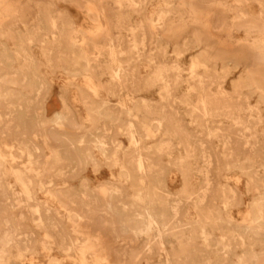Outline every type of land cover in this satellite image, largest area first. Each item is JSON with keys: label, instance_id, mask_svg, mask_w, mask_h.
Returning a JSON list of instances; mask_svg holds the SVG:
<instances>
[{"label": "rangeland", "instance_id": "374dc122", "mask_svg": "<svg viewBox=\"0 0 264 264\" xmlns=\"http://www.w3.org/2000/svg\"><path fill=\"white\" fill-rule=\"evenodd\" d=\"M0 264H264V0H0Z\"/></svg>", "mask_w": 264, "mask_h": 264}, {"label": "bare ground", "instance_id": "6f19581e", "mask_svg": "<svg viewBox=\"0 0 264 264\" xmlns=\"http://www.w3.org/2000/svg\"><path fill=\"white\" fill-rule=\"evenodd\" d=\"M261 45H263V44L261 43ZM254 65H255V64H254ZM56 117H60V115H59V114H57V115H56ZM140 166H141V165H140ZM111 217H112V216H111ZM167 258H168V257H167Z\"/></svg>", "mask_w": 264, "mask_h": 264}]
</instances>
